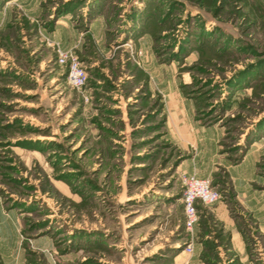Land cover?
I'll return each instance as SVG.
<instances>
[{"label":"rangeland","instance_id":"374dc122","mask_svg":"<svg viewBox=\"0 0 264 264\" xmlns=\"http://www.w3.org/2000/svg\"><path fill=\"white\" fill-rule=\"evenodd\" d=\"M184 173L221 194L193 233ZM0 214V264H244L232 222L252 250L264 215V0H0Z\"/></svg>","mask_w":264,"mask_h":264},{"label":"built area","instance_id":"2783aa9c","mask_svg":"<svg viewBox=\"0 0 264 264\" xmlns=\"http://www.w3.org/2000/svg\"><path fill=\"white\" fill-rule=\"evenodd\" d=\"M58 63L67 68L68 81L74 89L79 91L87 89L89 74L76 54L59 49ZM84 98L89 100L87 94L84 95ZM182 182L185 187L183 195L185 227L187 231L193 233L200 220L197 204L212 205L220 199L221 194L214 188L211 179L201 178L195 173H184ZM187 251H192V244L187 246Z\"/></svg>","mask_w":264,"mask_h":264},{"label":"crops","instance_id":"0c3cea01","mask_svg":"<svg viewBox=\"0 0 264 264\" xmlns=\"http://www.w3.org/2000/svg\"><path fill=\"white\" fill-rule=\"evenodd\" d=\"M89 85V83H88ZM88 87V86H87ZM1 215V214H0ZM10 215V214H9ZM254 220H256L255 216H254ZM259 220V221H257ZM257 220L254 222L255 223V231L251 232L252 236L254 237V240L256 241L254 246L255 248L252 250H247L246 247V243L244 241V237L241 234V231L239 229V227H236V222L233 220L232 225L234 226L232 228V233H233V251H235L234 253L236 255H238V257L240 258V260L244 263V264H254L253 260L250 258V254H253L254 251H260V255H264V243L261 242V240H264V215H262L261 217H257ZM237 242V243H235ZM42 244L44 246H48L49 242L48 240H43ZM202 249V245L199 244L197 246V251L200 252ZM242 255H246V257H243ZM264 257V256H263ZM247 260V261H246ZM264 264V261H263Z\"/></svg>","mask_w":264,"mask_h":264},{"label":"trees","instance_id":"16d2710c","mask_svg":"<svg viewBox=\"0 0 264 264\" xmlns=\"http://www.w3.org/2000/svg\"><path fill=\"white\" fill-rule=\"evenodd\" d=\"M198 210L200 209L201 205L197 204ZM199 214H200V210H199Z\"/></svg>","mask_w":264,"mask_h":264}]
</instances>
